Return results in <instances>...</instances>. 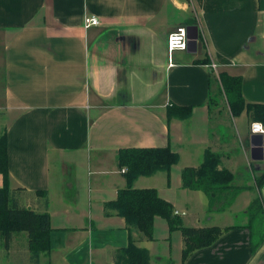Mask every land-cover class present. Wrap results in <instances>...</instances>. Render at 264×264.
Listing matches in <instances>:
<instances>
[{"label": "crops", "instance_id": "1", "mask_svg": "<svg viewBox=\"0 0 264 264\" xmlns=\"http://www.w3.org/2000/svg\"><path fill=\"white\" fill-rule=\"evenodd\" d=\"M94 15L100 25L87 29ZM183 26L198 28L197 51L173 52L171 65L168 37ZM214 73L219 81L220 73L241 77L246 101L264 104V0H0V135H7L15 202L50 215L51 251L38 264H116L130 232L105 205L126 189L118 154L127 147L170 146L178 154L170 184L159 170L133 187L156 189L186 213V227L235 225L228 223L234 204L210 211L204 192L182 186L181 171L199 167L208 149L223 156L220 168L264 174V160L252 159L248 113L235 117L243 121L237 139L249 147L243 156L229 145L236 135L216 124ZM173 104L191 106L192 117L169 120ZM173 172L181 173L174 192ZM247 192L242 215L257 194L264 200V186ZM132 232L151 264H264V243L253 252L249 229L224 233L187 262L181 231L171 233L162 217L153 241ZM0 264H32L27 234L8 244L0 235Z\"/></svg>", "mask_w": 264, "mask_h": 264}, {"label": "trees", "instance_id": "2", "mask_svg": "<svg viewBox=\"0 0 264 264\" xmlns=\"http://www.w3.org/2000/svg\"><path fill=\"white\" fill-rule=\"evenodd\" d=\"M195 24V23H194ZM202 62V61H199ZM198 62V63H199ZM222 91L227 97L229 109L234 117H240L246 111L253 118L252 121L264 124V104H252L246 101L242 94V78L220 73ZM168 119L178 117L186 120L192 117L191 106L171 105L167 107ZM202 164L195 167H187L182 172V186L186 190L204 192L209 201L210 211L221 206L217 211L223 212L233 205L235 199L242 192L252 190L234 185L236 174L226 168H220L223 156L211 150H206ZM119 167L126 169V189L119 191L113 202L105 205L106 214L109 210H116L117 214L126 221V228L130 232V241L126 248L116 251V264H151L150 254L147 249L137 246L132 230L141 234V239L154 240V224L159 217L165 219L169 225V231H181L185 249L182 253V261L187 262L190 255L204 248L213 246L226 232L234 229H249L251 231V244L253 252L258 251L264 243V200L257 194L248 208L243 213L247 218L245 225H233L232 227H186L183 218L175 214L174 205L160 197L154 188L136 189L134 182L143 176L152 175L159 170L168 174L170 184L172 166L177 164L180 157L170 146L167 147H127L121 149L118 154ZM9 159L7 135H0V173L4 177V186L0 188V235L4 236L8 244L13 234L25 233L29 237V250L31 251L32 264H38L41 254L50 253L51 220L47 212L37 213L29 208H22L14 200V192L11 189V176L9 173ZM257 189L264 186L263 175L255 179ZM47 196L45 192H39ZM232 194L229 202L227 196ZM230 203V204H227Z\"/></svg>", "mask_w": 264, "mask_h": 264}, {"label": "rangeland", "instance_id": "3", "mask_svg": "<svg viewBox=\"0 0 264 264\" xmlns=\"http://www.w3.org/2000/svg\"><path fill=\"white\" fill-rule=\"evenodd\" d=\"M213 77L214 78L212 80V83L213 82H215V83L217 82L218 86H219V89L221 91L218 92L216 87H215V89L213 91V93H214L213 96L214 97L212 99L214 102H213V105H211L210 111L218 112V114H219V116L221 118L219 120V122H216L217 126H220V128H222V130L225 129V131L229 134L230 138L232 137L233 133H234V135H236L235 139H231L230 140L228 138L229 145L231 143H235V145H237L235 153L239 154V155H242L243 151H248L249 150V147H248L246 142H245V146L242 148V146L240 145L241 141L239 139H237V128H238L237 125L238 126H242L243 121L237 119V124H236L235 117H234L232 111H230V109H229V105L227 103L226 97L222 93L223 89H222L221 85H219V83H220V81L218 79L219 76L214 73ZM245 112L243 114H245ZM250 118H251V115L248 114V118H246V120L244 121V125L246 126V133L250 129V123H249ZM252 120H253V118H252ZM183 121H186V120H183ZM199 129H201V128H199ZM246 139H247V136H246ZM242 149H244V150L242 151ZM263 163H264V161H263ZM240 170H241L240 172H235L237 179H236L234 185H237V186H240V187H244V188H247L248 186L252 187L254 185L252 188L254 190H257V187L255 185V179H256L255 171L256 170H254V168L249 169V170L248 169L247 170L240 169ZM256 172H258V171H256ZM180 174H181L180 172L179 173L173 172V179H172V186H171L172 189H173V192L174 191H178V188L180 187L179 186V184H180V182H179L180 181ZM177 175H178V178H177ZM263 177H264V174H263ZM249 184H252V185H249ZM244 192H247V191H244ZM231 196H232V194H229L227 196L226 202L231 201L230 200ZM251 198H252V193L251 192L243 193L242 195L237 196V198L235 199L236 201L233 203L234 204L233 214L231 216V219L228 221V223H230L229 225H233V224L243 225V223L246 221V219L243 217V215L241 213L244 210V206L247 204L246 202H248ZM227 204H230V203H227ZM225 221H226V219L224 220V222Z\"/></svg>", "mask_w": 264, "mask_h": 264}, {"label": "built area", "instance_id": "4", "mask_svg": "<svg viewBox=\"0 0 264 264\" xmlns=\"http://www.w3.org/2000/svg\"><path fill=\"white\" fill-rule=\"evenodd\" d=\"M100 25V20L97 16H92V17H88L85 20V26L87 29L92 28L94 26H99ZM169 41H168V53H169V57H170V64L172 65V58H173V52L175 51H187L188 49V45H189V38H188V31H187V27L183 26V27H178L175 31H173L172 33L169 34ZM213 67L217 68L216 65H214ZM251 134L252 135H259L262 136V140H263V155H264V124L262 122H258V121H253L251 122ZM123 173H125L126 171L123 170ZM175 214L179 215V216H185L186 213L184 212H179L175 210Z\"/></svg>", "mask_w": 264, "mask_h": 264}, {"label": "water", "instance_id": "5", "mask_svg": "<svg viewBox=\"0 0 264 264\" xmlns=\"http://www.w3.org/2000/svg\"><path fill=\"white\" fill-rule=\"evenodd\" d=\"M188 31V38L190 40L187 52L190 53H196L197 51V43L199 40L198 37V28L195 26H188L187 27ZM251 145H252V159L257 162H261L264 160V155H263V140L262 136L259 135H253L251 137Z\"/></svg>", "mask_w": 264, "mask_h": 264}]
</instances>
